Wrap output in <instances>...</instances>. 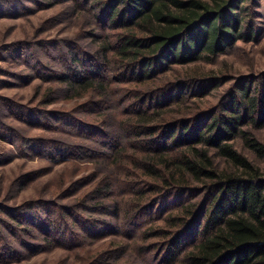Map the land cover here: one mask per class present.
I'll return each instance as SVG.
<instances>
[{
    "label": "trees",
    "instance_id": "1",
    "mask_svg": "<svg viewBox=\"0 0 264 264\" xmlns=\"http://www.w3.org/2000/svg\"><path fill=\"white\" fill-rule=\"evenodd\" d=\"M246 2L41 1L66 4L57 19L76 35L15 43L0 61L40 80L38 105L14 118L49 135L5 126L0 111V138L72 175L28 209L3 208L2 264L55 250L57 264H264V168L238 147L264 158V73L202 109L226 81L198 69L258 36ZM15 3L38 1L0 10Z\"/></svg>",
    "mask_w": 264,
    "mask_h": 264
},
{
    "label": "rangeland",
    "instance_id": "2",
    "mask_svg": "<svg viewBox=\"0 0 264 264\" xmlns=\"http://www.w3.org/2000/svg\"><path fill=\"white\" fill-rule=\"evenodd\" d=\"M34 1H38V4H30L29 10H23L16 3L11 6L16 9L12 12L0 10V50L16 45L15 43L18 42L31 44L37 43L41 39H62L76 35L78 30L73 23L66 22L64 16L57 19L60 17L59 11L66 4L50 8L51 6L40 4L42 0ZM205 1L213 2L215 0ZM243 7L248 12L244 10L245 12L242 11L243 13L240 14L245 17L249 14L253 29L256 30L258 36L252 42H239L234 49L221 56L215 64L203 63L198 66L202 72L224 75L226 81L214 90L210 98L205 100L206 104H203L202 109L215 105L223 94L232 89L237 79L249 77L254 80L264 73V0H248ZM55 22L58 25L49 29ZM36 49L39 55L44 52ZM9 62L0 61L2 69L0 70V111L4 115L3 123L6 124L5 126L26 131L31 136H39L42 133L44 136H48L47 132L41 129H32L14 118V111L18 105L30 104L31 107L38 105L40 97L36 96V87L40 80L34 81L29 77V79L21 77V74L30 72L28 67ZM46 63H49L48 60ZM50 65L53 67L54 64ZM11 102L13 110L4 108L5 104ZM255 135L264 146V129L257 131ZM238 147L246 156L264 168V158L252 154L242 142H238ZM19 150L15 145L0 138V218L6 222H9V218L4 207L13 210L28 209V207H32V202L46 198L50 189H55L64 178H69L72 175V172L65 168L66 166L50 164L46 159L24 158ZM26 174L38 178L23 190L17 184L21 182L19 178ZM65 257V253L61 250H55L12 264H57ZM72 261L75 259L72 258ZM0 264H2L1 261Z\"/></svg>",
    "mask_w": 264,
    "mask_h": 264
}]
</instances>
